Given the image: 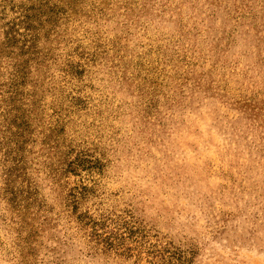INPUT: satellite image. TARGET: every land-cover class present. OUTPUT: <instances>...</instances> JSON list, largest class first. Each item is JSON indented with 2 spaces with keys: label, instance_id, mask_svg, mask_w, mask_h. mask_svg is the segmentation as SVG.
<instances>
[{
  "label": "rangeland",
  "instance_id": "374dc122",
  "mask_svg": "<svg viewBox=\"0 0 264 264\" xmlns=\"http://www.w3.org/2000/svg\"><path fill=\"white\" fill-rule=\"evenodd\" d=\"M0 264H264V0H0Z\"/></svg>",
  "mask_w": 264,
  "mask_h": 264
}]
</instances>
